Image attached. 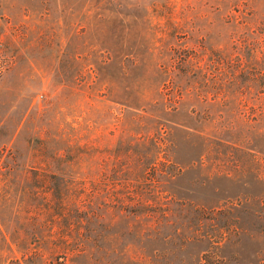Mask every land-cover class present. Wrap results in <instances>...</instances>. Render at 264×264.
I'll return each instance as SVG.
<instances>
[{"label":"rangeland","instance_id":"obj_1","mask_svg":"<svg viewBox=\"0 0 264 264\" xmlns=\"http://www.w3.org/2000/svg\"><path fill=\"white\" fill-rule=\"evenodd\" d=\"M263 20L264 0H0V264H83L56 233L132 227L149 196L227 209L224 258L264 264V52H229Z\"/></svg>","mask_w":264,"mask_h":264},{"label":"trees","instance_id":"obj_2","mask_svg":"<svg viewBox=\"0 0 264 264\" xmlns=\"http://www.w3.org/2000/svg\"><path fill=\"white\" fill-rule=\"evenodd\" d=\"M252 27L250 35L255 37H241L240 45L229 52H264V20ZM150 170L153 174L155 168ZM163 199L149 196L143 201L145 210L130 214L132 227L110 233L97 228L56 233L57 249L83 264H238L223 255L228 240L236 243L239 235L236 215ZM140 222L143 226H135Z\"/></svg>","mask_w":264,"mask_h":264}]
</instances>
